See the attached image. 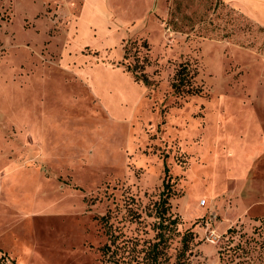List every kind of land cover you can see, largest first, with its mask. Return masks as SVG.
<instances>
[{
    "label": "rangeland",
    "instance_id": "obj_1",
    "mask_svg": "<svg viewBox=\"0 0 264 264\" xmlns=\"http://www.w3.org/2000/svg\"><path fill=\"white\" fill-rule=\"evenodd\" d=\"M160 1L117 11L101 49L96 26L71 41L79 1L0 0V264L141 263L166 174L169 256L191 229L192 264L245 240L231 264H264V60L247 51L264 29L223 0ZM180 65L199 94L172 90Z\"/></svg>",
    "mask_w": 264,
    "mask_h": 264
},
{
    "label": "trees",
    "instance_id": "obj_2",
    "mask_svg": "<svg viewBox=\"0 0 264 264\" xmlns=\"http://www.w3.org/2000/svg\"><path fill=\"white\" fill-rule=\"evenodd\" d=\"M126 59V55L123 56ZM144 64L136 62L132 67L133 71L137 69L140 71L139 76L134 77V81L138 82L139 80L144 85H149L150 81L143 72ZM127 68V72H129ZM171 88L174 93L179 95H197L199 90L195 89L192 86V76L187 70V67L180 65L179 69L176 71ZM167 174L165 175V178ZM162 182V191L159 194V200L154 204V217L156 221L153 223V231L155 236L153 241L148 245L147 257L143 259L141 263L137 262L136 264H165L169 262L171 258L173 261L171 264H192L191 259L193 257V246L195 241V235L191 229L186 230L179 242V247L176 249L173 257L169 256L167 250L169 249L170 241L173 234H176L178 222L176 217H172L169 214V199L171 198V183L169 180L165 179ZM260 227L257 229H264V221H260ZM232 230H228V233ZM241 238V236H240ZM249 242L247 240L242 244L239 242L234 246H229L228 249L224 251H219V263L220 264H231L235 260H240L243 258H249L251 256V249L248 247ZM263 243H260V247ZM145 257V256H144ZM250 261L245 262V264H255L251 259Z\"/></svg>",
    "mask_w": 264,
    "mask_h": 264
},
{
    "label": "crops",
    "instance_id": "obj_3",
    "mask_svg": "<svg viewBox=\"0 0 264 264\" xmlns=\"http://www.w3.org/2000/svg\"><path fill=\"white\" fill-rule=\"evenodd\" d=\"M49 1L54 0H46V3ZM60 2V10L62 13H69L72 11V8L76 5V3L80 2L79 7V15L76 17V19L71 23V30L75 31V38L71 40L73 43L76 42V39H83V35H91L94 38L97 37V42L104 43L103 46H97L101 49H106L109 47V45H113L111 43L112 37L108 36L109 30L108 25H116L121 26L123 25L121 21L118 19L117 15L115 14L117 11H120L121 9H126L127 11L131 10H138L141 7L145 9V11H150L154 8H157L160 5V0H57ZM228 6L232 9H234L239 15H241L246 22H248L250 25H252L255 28H261L264 29V0H223ZM14 3V2H13ZM64 3L65 6H62ZM15 4V3H14ZM13 4V6H14ZM143 4V5H141ZM141 5V7H140ZM141 8V9H142ZM144 11V12H145ZM90 14L93 17V20L96 21V25L86 24L84 22L85 15ZM143 15V14H142ZM125 25V24H124ZM96 26L100 29V31H97L98 36H94L92 32V27ZM118 34V32H116ZM116 36V35H115ZM110 37V38H109ZM71 45V43L69 44ZM67 45V46H69ZM87 46V44L80 45V47ZM76 48H72L73 51H75ZM99 50V49H97ZM252 54L261 56L264 60V51L259 52V49L257 47L251 48L247 50ZM64 52H66L62 55L66 56L69 55V48L64 49ZM70 57V55H69ZM64 58V57H63ZM74 58H76L74 56ZM89 62V59H87ZM91 60V59H90ZM89 66V67H88ZM85 68L78 69L79 72H94L95 69L92 70V66L88 65ZM85 70V71H84ZM264 72V69L261 73ZM7 240V238L5 239ZM1 249H4L3 246H0Z\"/></svg>",
    "mask_w": 264,
    "mask_h": 264
},
{
    "label": "built area",
    "instance_id": "obj_4",
    "mask_svg": "<svg viewBox=\"0 0 264 264\" xmlns=\"http://www.w3.org/2000/svg\"><path fill=\"white\" fill-rule=\"evenodd\" d=\"M204 203V202H203Z\"/></svg>",
    "mask_w": 264,
    "mask_h": 264
}]
</instances>
